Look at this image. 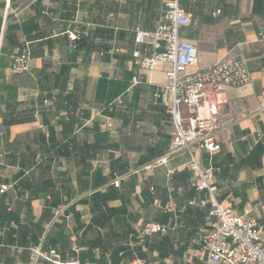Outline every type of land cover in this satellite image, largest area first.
Listing matches in <instances>:
<instances>
[{
    "label": "crops",
    "instance_id": "obj_1",
    "mask_svg": "<svg viewBox=\"0 0 264 264\" xmlns=\"http://www.w3.org/2000/svg\"><path fill=\"white\" fill-rule=\"evenodd\" d=\"M166 1L0 0V264H53L49 250L60 264H201L193 241L208 229L209 208L188 156L143 169L171 140L153 96L170 66L142 72L134 36L155 29ZM180 5L190 17L180 36L197 51L190 70L246 61L250 82L223 90L219 151L195 156L213 169L217 200L254 220L264 240V0ZM17 47L30 53L23 74L11 71ZM51 98L53 108L41 105ZM150 222L167 231L144 237Z\"/></svg>",
    "mask_w": 264,
    "mask_h": 264
},
{
    "label": "built area",
    "instance_id": "obj_2",
    "mask_svg": "<svg viewBox=\"0 0 264 264\" xmlns=\"http://www.w3.org/2000/svg\"><path fill=\"white\" fill-rule=\"evenodd\" d=\"M180 2H165L153 31L135 29L133 64L145 73L153 71L157 63L170 66L164 73L166 83L162 91L153 96L164 108L171 125V140L166 152L143 166V169L166 166L178 155L188 156V168L196 173L193 188L205 193L200 204L209 208L204 218L208 222V229L193 241V245L198 247L197 257L201 264H264L263 228L254 220L238 216L217 200L218 189L214 184L213 169L203 166L195 156V151L209 155L219 151L212 134L219 127V107L224 104L223 90L240 88L250 82L247 64L243 57L236 56L205 68L190 70L195 64L197 51L191 42L180 36V30L190 23V17L184 13ZM69 37L74 43L73 48H76L78 36ZM140 47H144V52ZM10 58L12 73L23 74L28 70L30 53L27 49L15 48ZM131 81L137 83L138 80L134 77ZM41 105L53 108L56 99H45ZM110 125L107 122V126ZM45 135L48 137L47 132ZM165 176L168 192H173L172 171H167ZM5 190V187H1L0 194ZM166 231V226L152 222L142 228L143 236L148 238ZM35 252L32 250L33 254ZM59 258L55 250H49L45 257L53 264H60ZM129 264L154 263L134 257ZM184 264L196 263L189 260Z\"/></svg>",
    "mask_w": 264,
    "mask_h": 264
},
{
    "label": "trees",
    "instance_id": "obj_3",
    "mask_svg": "<svg viewBox=\"0 0 264 264\" xmlns=\"http://www.w3.org/2000/svg\"><path fill=\"white\" fill-rule=\"evenodd\" d=\"M118 255V254H117ZM119 262V260H114L113 263L117 264Z\"/></svg>",
    "mask_w": 264,
    "mask_h": 264
}]
</instances>
